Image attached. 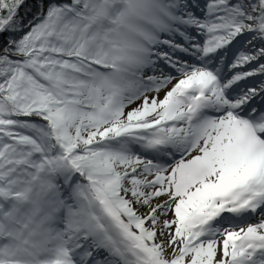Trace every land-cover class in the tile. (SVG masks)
Instances as JSON below:
<instances>
[{"label": "snow or ice", "instance_id": "obj_1", "mask_svg": "<svg viewBox=\"0 0 264 264\" xmlns=\"http://www.w3.org/2000/svg\"><path fill=\"white\" fill-rule=\"evenodd\" d=\"M26 5L0 0V264H264V0Z\"/></svg>", "mask_w": 264, "mask_h": 264}, {"label": "trees", "instance_id": "obj_2", "mask_svg": "<svg viewBox=\"0 0 264 264\" xmlns=\"http://www.w3.org/2000/svg\"><path fill=\"white\" fill-rule=\"evenodd\" d=\"M32 4H33V3H29V4L26 5L25 8H22V10H21V16H24V15H25V12H26V10H27V7H28V6H31ZM27 19H31V14L28 15ZM27 19L25 20V23H27Z\"/></svg>", "mask_w": 264, "mask_h": 264}, {"label": "rangeland", "instance_id": "obj_3", "mask_svg": "<svg viewBox=\"0 0 264 264\" xmlns=\"http://www.w3.org/2000/svg\"><path fill=\"white\" fill-rule=\"evenodd\" d=\"M34 2H35V0H30V3H34ZM27 4H29V3H27ZM21 10H20V15H21Z\"/></svg>", "mask_w": 264, "mask_h": 264}, {"label": "water", "instance_id": "obj_4", "mask_svg": "<svg viewBox=\"0 0 264 264\" xmlns=\"http://www.w3.org/2000/svg\"><path fill=\"white\" fill-rule=\"evenodd\" d=\"M27 3H30V0H29V1H27ZM0 39H2V38H0Z\"/></svg>", "mask_w": 264, "mask_h": 264}, {"label": "bare ground", "instance_id": "obj_5", "mask_svg": "<svg viewBox=\"0 0 264 264\" xmlns=\"http://www.w3.org/2000/svg\"><path fill=\"white\" fill-rule=\"evenodd\" d=\"M27 1H29V0H27Z\"/></svg>", "mask_w": 264, "mask_h": 264}]
</instances>
